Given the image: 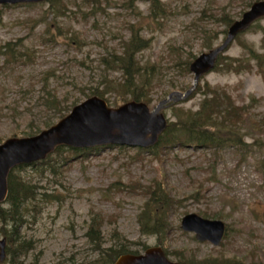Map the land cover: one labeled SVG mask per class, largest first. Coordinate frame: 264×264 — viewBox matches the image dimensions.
I'll use <instances>...</instances> for the list:
<instances>
[{
  "label": "rangeland",
  "instance_id": "rangeland-1",
  "mask_svg": "<svg viewBox=\"0 0 264 264\" xmlns=\"http://www.w3.org/2000/svg\"><path fill=\"white\" fill-rule=\"evenodd\" d=\"M255 1L157 0L167 16L152 11L150 0H60L58 8L64 14L50 1L0 5V48L5 46L0 53V143L27 136L24 131L38 134L47 128L46 121L58 123L60 111L45 104L49 93L69 113L91 98L92 91L103 90L105 79L121 81L122 73L107 70L102 59L114 49L123 51L122 42L133 24L143 27V36L151 40L150 48L139 54L142 64L159 67L149 106L174 91H186L194 83V73L176 64L207 53V44L212 49L222 44L229 27L221 19L240 20ZM8 44V50L23 56L7 53ZM230 44L224 55L247 60L253 69L215 68L200 84L225 88L237 106L246 105L252 121L242 124L239 132L250 143L264 140V76L249 53L264 56V18ZM106 96L114 107L116 94ZM202 98L199 92L166 108L169 123L178 119L175 108L196 111ZM137 149L107 146L71 155L60 171L42 180L26 165L20 174L29 175L42 191L50 189V196L26 203L14 244L9 241L12 226L3 227L0 220V243L5 241L6 253L3 259L0 253V264H88L97 258L86 235L97 215L103 217L104 247H116L125 239L133 252L163 246L171 259L180 262L183 252L187 261L220 257L264 264V148L255 145L244 157L232 147L218 154L176 146L160 157L151 149L141 154ZM156 182L163 183L170 198L180 204L168 217L171 226L163 242L159 236L143 235L139 224L148 198L137 185ZM191 213L225 221L228 233L221 245L201 242L195 233L182 230V218ZM19 241L28 246L15 258L11 251Z\"/></svg>",
  "mask_w": 264,
  "mask_h": 264
},
{
  "label": "trees",
  "instance_id": "trees-1",
  "mask_svg": "<svg viewBox=\"0 0 264 264\" xmlns=\"http://www.w3.org/2000/svg\"><path fill=\"white\" fill-rule=\"evenodd\" d=\"M54 9H59L61 14L64 12L58 8L60 0H49ZM90 1V0H85ZM153 3L152 11L158 13L157 15L167 16L168 12L161 6V4L156 5L157 0H150ZM30 4V3H29ZM156 5V6H155ZM13 6V5H3L2 7ZM225 21L227 27L234 22L230 19H221ZM143 27H138L137 25L131 26V33L128 39L122 42L123 51L119 54L117 50L114 49L113 52L109 53L108 56L102 59L103 64H106L107 70L119 71L122 73L121 81H109L105 79V88L101 90L100 88L92 91L94 95L106 98V94H116L115 105L119 106L127 103L129 100H135L137 102L143 101L150 104L152 101V90L154 88V80L156 78V69L159 67L153 63L149 65H143L140 58L145 50H148L151 46L150 38L143 36ZM9 44L6 45L7 50ZM207 47L211 49L213 47L207 44ZM4 47L0 48V53H3ZM7 53L11 54L13 57H22L23 54L19 52H12L10 50ZM19 53V54H17ZM219 60L215 66L216 70L226 71V72H242L244 69L251 71L253 67L249 64L247 60H241L239 58H230L224 54L219 55ZM252 59L258 61L256 64L260 74L264 76V56L258 55L255 51L250 52ZM193 58L184 59V61L177 63L176 65L183 68L189 72V66L193 62ZM31 60V59H28ZM234 62L236 64H234ZM184 90V88L182 89ZM50 91L47 90V93ZM201 93L203 98L199 103L200 106L198 110H185L184 108H175L174 116L178 117L175 121L168 124L167 130L163 135L159 137V142L153 148H151V153L157 157H160L161 153L175 148L176 146L180 148L188 147V145L196 147L197 149H204L209 151H216L220 154L225 147H232L237 149V151L242 155L246 156L247 153L253 152V148L256 145L257 149L263 150L264 140L258 139L257 141L250 143L245 140V135H242L238 128L243 126L245 122H251V119L247 118V114L250 113V109L245 106H237L235 102L232 101V97L225 88L213 87L210 83H205L204 86L198 85L197 90L193 96L197 93ZM196 94V95H195ZM45 104L49 110H59V118H63L68 113L63 112L60 109V100L56 98L55 94L49 93L45 98ZM76 103H73L74 106ZM249 108L251 107L248 106ZM255 122V121H254ZM264 123V120L262 121ZM54 122L46 121V127L53 125ZM40 130V129H39ZM36 132L24 133L26 135H34ZM125 148V147H120ZM100 147H94L90 149H76L73 147H68L65 145L59 146L57 150L48 156V159L36 162L31 166L35 173H39L40 180L44 179L48 174H55L60 171L61 167L65 165L70 159L71 155L83 154L87 152H94ZM80 150L79 153H76ZM138 153L141 154L142 151H147L144 148H138ZM72 152V153H71ZM70 153V154H69ZM261 166L264 168V157L261 159ZM27 165V164H26ZM26 165H19L11 170L8 177L9 183V196L8 199L0 204V220L3 222V227L10 224L12 226V233L10 235V243L14 244L18 237V228L22 224L23 209L26 203L32 201L37 203L43 197L49 198L50 189L43 188V191L39 189V185L35 184L34 181L29 179V175L24 177L20 172H22ZM144 186V185H143ZM139 186L137 188L142 190V194L148 198L144 211L139 217V224L141 225V232L143 235H156L165 238L168 230L170 229L171 223H169L168 217L171 212L179 208L180 204L177 206V201L170 198L167 192V187L165 188L163 183H155L154 185ZM41 187L42 184H41ZM62 199V195L58 199ZM4 204H9L6 207ZM173 205V206H171ZM177 206V207H176ZM172 209V210H170ZM206 217H209L204 215ZM101 215L92 217V224H90L89 229L86 232L88 238L93 243V249L97 253V258L88 264H113L116 259L125 253H140L139 251H131L128 247L129 242L123 239L117 242V246L111 245L110 247H104V237L102 233V220ZM27 244L19 241L12 248L13 257H18V255L23 254V249L27 248ZM166 254L169 255L165 250ZM178 253V252H177ZM180 256L182 257V262L185 264H247L243 260L237 259H226V258H206L205 260H193L187 261L184 257L183 252Z\"/></svg>",
  "mask_w": 264,
  "mask_h": 264
},
{
  "label": "water",
  "instance_id": "water-1",
  "mask_svg": "<svg viewBox=\"0 0 264 264\" xmlns=\"http://www.w3.org/2000/svg\"><path fill=\"white\" fill-rule=\"evenodd\" d=\"M44 0H0V4H18L41 2ZM264 17V0L252 4L240 20L234 22L228 35L218 47L197 56L190 65L194 73V83L186 90L174 91L151 108L142 101H128L116 108L108 106L105 99L96 95L74 106L69 115L57 124L46 128L35 136L12 137L0 143V203L8 197V177L13 167L48 158L60 145L75 148H94V146L126 145L135 147H152L168 126V117L163 109L170 103L186 100L199 84L203 74L215 66L219 54L225 51L234 38L252 23ZM182 229L196 233L198 240H209L220 245L226 235V223L219 219H208L191 213L182 220ZM5 241H1V259L6 255ZM114 264H184L173 261L166 256L161 246L150 247L144 254H122Z\"/></svg>",
  "mask_w": 264,
  "mask_h": 264
}]
</instances>
